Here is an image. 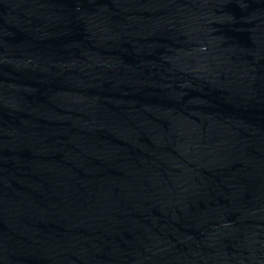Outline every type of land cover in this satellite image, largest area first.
Returning a JSON list of instances; mask_svg holds the SVG:
<instances>
[{"label":"water","instance_id":"water-1","mask_svg":"<svg viewBox=\"0 0 264 264\" xmlns=\"http://www.w3.org/2000/svg\"><path fill=\"white\" fill-rule=\"evenodd\" d=\"M0 264H264V0H0Z\"/></svg>","mask_w":264,"mask_h":264}]
</instances>
